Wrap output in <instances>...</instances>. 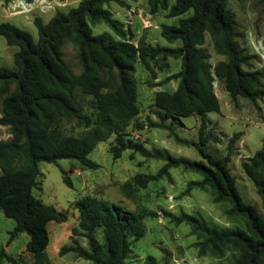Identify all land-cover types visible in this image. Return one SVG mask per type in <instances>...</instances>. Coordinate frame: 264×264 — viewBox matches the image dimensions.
Wrapping results in <instances>:
<instances>
[{"label":"trees","instance_id":"trees-1","mask_svg":"<svg viewBox=\"0 0 264 264\" xmlns=\"http://www.w3.org/2000/svg\"><path fill=\"white\" fill-rule=\"evenodd\" d=\"M110 1L116 0H78L67 12L57 10L47 22L35 17L36 41L16 25L0 22V35L8 45L17 47L13 67L0 65V124L8 126L10 133L7 139H0V209L15 221L10 238L26 232L29 238L25 249L33 264H51L44 248L46 224L51 219L65 220L66 213L34 196L39 162L68 158L83 167L95 168L98 165L88 158V153L98 142L114 135L109 147L114 158L131 149V158L139 152L144 157L164 160L156 173L137 172L121 183L119 188L125 197L133 200L134 190L166 175L170 167L196 172L200 178L188 181L185 192L193 187L208 188L213 201L227 202L225 213L239 218L243 227L210 226L199 215L185 212L165 215L175 223L189 225L197 239L198 254L222 258L225 251L235 253L229 261L217 264H264V218L239 194L228 167L230 153L215 157L204 150L211 135L207 112L220 109L212 85L214 78L223 82L232 98H264V70L244 68L249 55L235 42L233 11L226 6V0H174L170 5L169 0H146L150 13L166 9L167 16L178 17L174 24H161L160 33L166 41L179 40L180 45H154L142 37L134 44L132 31L124 29L123 23L104 6ZM188 11L189 15L181 16ZM99 21H104L111 32L93 34L91 24ZM205 33L215 52L224 56L213 66L200 47ZM66 41L76 47L82 66L77 74L62 58L60 47ZM158 57L179 58L181 62L180 69L165 78L176 79V88L159 89L153 94L159 124L164 126L165 119L174 123L180 117L199 116L198 142L191 144L206 161L149 150L125 132L128 126L143 127L137 120L140 109L134 64L138 60L154 76L151 61ZM79 96H90V113L84 111ZM68 122L83 130L66 134L63 123ZM239 136L232 135L230 143ZM242 166L264 209V141ZM62 179L71 185L66 174ZM72 205L78 212L77 224L71 227L70 243L61 245L58 253L74 252L95 264H124L132 242L144 233V218L157 216L155 210L144 206L128 209L89 194ZM79 237L85 239L86 246L80 244ZM2 258L15 262L4 249L0 250V262ZM143 264H154V260L146 256Z\"/></svg>","mask_w":264,"mask_h":264},{"label":"rangeland","instance_id":"rangeland-1","mask_svg":"<svg viewBox=\"0 0 264 264\" xmlns=\"http://www.w3.org/2000/svg\"><path fill=\"white\" fill-rule=\"evenodd\" d=\"M14 1L0 0V22L7 21L25 30L34 41L38 36L33 22L35 17L47 22L57 10L67 12L78 3V0H48L49 6L42 8L36 0H25L31 5L28 10L19 13L15 12L16 8L11 7ZM118 1H110L104 6L114 18L123 23L124 29L132 31L131 40L134 44L142 37L144 42L154 45H180L179 40L170 43L160 33L161 24H174L178 17L167 16L166 9L150 13L146 0H120L123 3ZM173 2L174 0H169V5ZM226 6L234 13L235 42L249 55L244 68L264 70V0H226ZM190 13L191 11H188L181 16ZM91 28L93 34L111 32L104 21L91 24ZM204 36V43L200 47L207 54L209 64L213 66L223 60L224 56L215 52L208 33ZM16 50V46L8 45L0 35V65L13 67L12 57ZM60 51L70 70L75 74L81 72L82 66L77 58L75 45L66 41L61 45ZM180 64L179 58L158 57L151 61L154 71L152 76L138 60L135 62L133 76L140 109L137 120L143 123V127L136 129L128 126L125 132L133 137L137 134L134 138L144 143L149 150L206 161L191 144L198 142L199 116L180 117V123H170L169 119H165L162 126L159 124L161 120L154 112V92L176 87V79L165 81V78L177 72ZM212 85L220 109L218 112H207V128H210L211 135L204 144V150L215 157L230 153L228 167L235 178L239 194L264 218L261 198L242 166L264 141V98H232L218 78H214ZM90 99V96L78 97L79 103L87 113L92 111ZM63 126L66 134H78L83 130L73 122L63 123ZM235 133L240 136L230 143L229 139ZM9 136L8 126L0 124V139H7ZM112 143L114 135L98 142L88 153V158L98 165L95 168L83 167L77 160L68 158H61L56 162H39L40 174L37 177V185L33 188L34 196L66 213L65 220L51 219L46 224L47 237L44 248L51 264H95L77 257L74 252L64 255L58 253L61 245L70 243L71 227L77 224L78 212L72 203L86 194L128 209L144 206L157 212L155 217L144 218V233L137 241L132 242L124 264H143L146 256H151L154 264H217L219 261H229L230 255H235L232 251H225L222 258L208 253L198 254L197 239L191 234L189 225L184 222L175 223L165 215L166 212L175 215L185 212L199 215L210 226L243 227L239 218L230 217L225 213L229 206L227 202L213 201L208 188L193 187L185 192L188 181L200 178L198 173L181 166L170 167L166 175L150 181L146 187L134 190V199L131 200L121 193L120 184L131 179L137 172L156 173L164 160L160 157H144L139 152H134L131 158V149L124 150L120 157L114 158L109 151ZM63 173L69 177L70 186L63 181ZM14 227L15 221L5 216L0 209V250L4 249L15 259V262H11L2 258L0 264H33L31 254L25 249L28 234L20 232L10 238ZM97 237L100 238L99 231ZM78 240L82 246H86L84 238L79 237Z\"/></svg>","mask_w":264,"mask_h":264},{"label":"built area","instance_id":"built-area-1","mask_svg":"<svg viewBox=\"0 0 264 264\" xmlns=\"http://www.w3.org/2000/svg\"><path fill=\"white\" fill-rule=\"evenodd\" d=\"M38 1L40 7L46 8L49 6V1L48 0H36ZM30 3L26 2L25 0H15L12 4L11 7L16 8L15 12H24L28 10Z\"/></svg>","mask_w":264,"mask_h":264},{"label":"crops","instance_id":"crops-1","mask_svg":"<svg viewBox=\"0 0 264 264\" xmlns=\"http://www.w3.org/2000/svg\"><path fill=\"white\" fill-rule=\"evenodd\" d=\"M175 88H176V87H175ZM175 88H174V89H175ZM174 89H172V90H174ZM170 91H171V90H170ZM139 113H140V111H139ZM138 115H139V114H138ZM176 121L179 122V123L181 122L180 119H179V120H176ZM133 133H134V132H133ZM134 137H137V134H134Z\"/></svg>","mask_w":264,"mask_h":264}]
</instances>
